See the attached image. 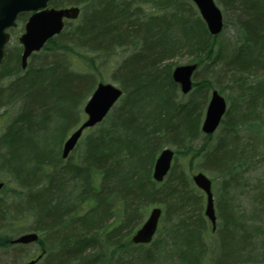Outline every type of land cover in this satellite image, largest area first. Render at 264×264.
<instances>
[{
  "label": "trees",
  "instance_id": "obj_1",
  "mask_svg": "<svg viewBox=\"0 0 264 264\" xmlns=\"http://www.w3.org/2000/svg\"><path fill=\"white\" fill-rule=\"evenodd\" d=\"M51 2L80 6L81 21L72 28L67 24L50 39L38 54L53 53L36 65L23 70L20 53L11 54L0 71L3 80H10L0 86V109L16 101L21 104L1 137L0 169L10 172L25 191L26 209L34 212L38 225L34 230L56 233L52 243L47 235L49 245L39 241L47 262L54 253L59 256L47 264H111L107 248H125L126 240L131 244L127 237L141 224L142 212L156 203L165 206L171 239L158 237L146 250L137 245L140 264L165 259L168 247L176 264H203L211 251L204 240L202 196L191 188V172L188 178L184 171L175 172L179 156L191 160V171L194 160L204 159L202 168L221 180L216 200L219 245L212 264L253 262L254 252H264V167L242 211L237 191L240 179L264 161V112L252 108L259 102L264 107V0H217L232 13L229 22L236 30L234 41H222L219 47L220 35L210 36L189 0ZM144 3L151 6L146 10ZM116 49L131 51L114 71L123 96L101 129L85 137L78 163L65 164L62 144L83 119V106L98 82L94 68L74 71L60 54L81 59L94 55L90 61L97 64L96 57H109ZM182 49L199 67L217 68L212 72L217 82L231 74L239 86L246 84L247 95L241 94L238 108H228L215 146L213 135H204L207 141L195 146L212 83L198 81L184 99L172 79L168 62ZM250 72H258L251 84L245 78ZM244 128L248 137L241 134ZM168 145L175 147V163L167 180L157 183L153 167ZM69 179L78 184L73 189L80 191L78 198ZM116 215L121 219L108 224ZM253 239L258 243L253 245ZM9 246L10 239L0 237V248Z\"/></svg>",
  "mask_w": 264,
  "mask_h": 264
},
{
  "label": "rangeland",
  "instance_id": "obj_2",
  "mask_svg": "<svg viewBox=\"0 0 264 264\" xmlns=\"http://www.w3.org/2000/svg\"><path fill=\"white\" fill-rule=\"evenodd\" d=\"M215 1H216V4L218 5V7L221 9L222 14H223V19H224V29H223L222 33H220V36L217 37V43H218L217 46L219 47L221 45L220 43L222 41H227V40L234 41L235 36H236V30L233 27V25L229 22L232 18V13L230 11H225L223 6L220 5L217 2V0H215ZM51 5L54 7L70 6L69 2H65L61 6H55L52 3H51ZM143 5H144V8L146 10L151 6V5L146 4V3H144ZM195 9L198 12L196 6H195ZM82 14H83V9H82V12L80 14V17L75 22L69 21V22H67V24H71L70 27L72 28L73 27L72 25H74V23L81 21L82 16H83ZM194 15H195V11H194ZM25 17H27V16H25ZM25 20H22V17H21L18 20L17 26L14 29L10 30V33L12 35V39H11V42L9 43V45L7 47V56H9L11 54H19V53L21 54L22 53V46L19 43L18 37L24 31ZM67 29H69V28L67 27ZM211 37L215 38L216 36H211ZM130 52L131 51L129 49H127V50L126 49L125 50L116 49L115 52L112 55H110L109 57H106V56L96 57L97 64H93V62L91 63V61H90V59H91L90 57H93L94 55H89L90 57L87 56V57H84L82 59L80 57H78L77 55H72V56H67L64 54H60V55H61L62 59L65 61L66 66H69L72 70L83 71L84 68L85 69H91V67H92V68H94V73H96L97 82L101 81L103 83H110V84H113V85L121 88L120 83L114 77V71L117 69V64L119 62L123 61V59H125ZM52 53L53 52H51V51L44 52L43 54L37 53L38 55L35 58L29 59V64L30 65H36L37 63H39L41 61L42 58H44L45 56H48ZM195 61L196 60H195L194 56L190 55L186 49H182L174 59H172L171 61L168 62V64H172V67L174 68L178 65L196 63ZM206 66H207V64L200 66L198 68L197 73H196V75H198V76L197 77L194 76V78H193L194 85L198 81H201L204 78L208 79L212 83L211 89L206 94L207 100L205 103V110H204V115H203L202 121L205 117L206 108H207L212 90H214V89L218 90L226 98V101L228 103V108H230V106L231 107L235 106L238 108L239 107L238 105L240 103L239 100H241V94H244L245 96L247 95V90H246L247 88L245 87L246 84L244 86H239V83H235L233 78L230 77L231 74H228L224 78H220V81L217 82L215 80L217 77H215L212 74V72H216V71H218V69L214 68L213 71H209L208 69L205 68ZM0 71H1V69H0ZM257 76H258V72L247 73V75L245 77L247 80V83L251 84L252 81ZM3 79L4 78L1 77V73H0V86L6 87L9 84L10 80L9 79L3 80ZM178 91H179V89H178ZM263 91H264V87H263ZM191 92H193V90ZM190 93L188 95H186L184 97V99H186L190 95ZM179 94H180V91H179ZM178 99H180V97H178ZM117 105H119V103ZM20 107H21V104L19 103V101H16V102L11 103L7 107H3L0 109V145H1L2 135L4 134L5 131H7V126H9L11 121L15 119L17 114H19ZM252 108L255 112H258V111L264 112V107H262V102H259L258 104L254 105ZM83 120H84V117H83V119H81L80 123ZM106 120H107V118H106ZM104 123L105 122L103 121L100 125L94 127L92 130H89V131L84 133V135L82 136V138L80 139V141L78 143L76 150L70 155V157L67 160H63V161H65L64 162L65 164L67 162L78 163L80 156L82 154L83 146L85 144L84 143L85 137L91 133L98 132L101 129V127L104 125ZM222 127H223V124L218 128V130L213 135L214 138L211 142V145L215 146L218 137L221 135ZM73 130L74 129H72L70 131V133ZM241 134L246 136V137H248V135H249V133L246 131L245 128L243 130H241ZM263 136H264V132H263ZM206 141H207V139L202 134L200 136V138L197 140V144L195 146L198 148L203 143H205ZM165 147L171 148L172 150L175 151V147H173V146L168 145ZM203 160L204 159H202V158H197L196 160H194L192 163V171H191V169H190V167H191L190 161L191 160H189L188 158L185 159L183 156H179L178 160L176 161L175 172L184 171L186 177H187L188 173L191 172V175H189V178L187 177L188 181L191 184V188L195 189V191H198V194L200 196H202V201H203V203H202V214L207 221V230H206L204 240L206 241L207 246H208L209 250L211 251V252H209L210 255L207 257V259L204 261L203 264H212V258L214 257V255L217 251L219 241L217 242V234L212 232L211 223L206 218V216L204 214L205 207H206V200H207L206 195L198 187H196V185L194 184V182L192 180V175L195 173L202 172V173L206 174L212 180V187H213V194H214V198H215V203H216L217 197L219 195V192L221 191V180L217 179V176L215 173L207 172V170L202 168L203 162H204ZM256 161H261V158L257 157ZM174 163H175V160H174ZM263 165H264V161L259 162L258 164H256V168H253L252 169L253 171L250 172L249 175L245 176L246 179L245 178H243L242 180L240 179L239 189L237 191V195H239V201L238 202L240 204L241 211H242V209L248 208V202L250 200L249 197L252 195V190H251L252 185L257 180L258 176L260 175V172H261L262 168L264 167ZM167 178L165 180H167ZM0 181H4L6 183V189L0 194V237L12 239V238H16L20 234L29 233V232H36L34 229H36V226H38V225H37V223L35 224L36 218H35L34 212L30 209H26V207H27L26 201L27 200L25 199L26 197H24V195H26L25 191L18 187L16 180L11 175V173L8 172L6 169H3V168L0 169ZM68 181L70 182L71 179H69ZM77 186H78L77 182H75V181L70 182V188L72 190L76 189ZM79 192H77V191L75 192V195L77 198L80 196V194L78 195ZM155 207L161 208L163 211V215H162V218L160 220L159 229H158L156 236L154 237V240H156L158 237L161 238L163 236L164 238L168 239L167 242H170L171 236H170V233L168 232V229L170 227V223L168 222V220H165V218H166L165 209H164L165 206H163L162 204H158V203L153 204L152 206H149L147 209H145L142 212L143 213V220H142L141 224L139 225V227H137L135 230H133V232L131 233V235L129 237H127L130 239L131 244H128L127 240H126V241H124L125 242V248L120 247L119 249L118 248L115 249L114 248L115 246H113V245H110V247L107 248L108 251H107L106 256H107V260H109L111 264H119V263L140 264L141 262H143V258L140 255H138L140 252L139 248H136L137 245L133 244V242H132V236H133V234H135V232L138 230V228H140L144 224V222L148 219L150 211ZM89 208L90 207L87 206L85 208L80 209V211L78 212L79 216L84 215L87 212V209H89ZM247 210H249V209H247ZM114 218L119 221L121 219V216H119V217L117 215L113 216L112 219L108 222V224H110V222H113ZM123 232H124V235L127 234V231H123ZM37 233L41 236L42 240L44 242L46 241L47 245H49V241L47 240V238H48L47 235H49V234L47 232L44 233L43 231H37ZM55 237H56V233L54 232L50 236V240H51L50 242L51 243H52V240L55 239ZM258 240H259V242H261L260 239H258ZM257 243H258V241L253 239V245H255ZM150 244L143 245V249L146 250V248ZM43 249L44 248H42L41 245H39V243L31 244L28 246L14 245V246L6 247V248L5 247L0 248V264H25L28 261H30L31 259L38 256ZM50 249L51 248H49V250ZM255 249H257V247ZM254 253L255 254L253 256L254 257L253 262L248 263V264H264V252L261 250V248L259 251H256ZM166 254H168V257H166L165 259H163L162 257H159V259L156 260L155 264H174V263L176 264L177 258H176V256H173V253L169 247L166 250ZM58 258H59V256L56 255V253H54L50 257L48 262L49 263L50 262L55 263V261L58 260ZM48 262H47V255H45L44 258L42 260H40L37 264H47Z\"/></svg>",
  "mask_w": 264,
  "mask_h": 264
},
{
  "label": "water",
  "instance_id": "obj_3",
  "mask_svg": "<svg viewBox=\"0 0 264 264\" xmlns=\"http://www.w3.org/2000/svg\"><path fill=\"white\" fill-rule=\"evenodd\" d=\"M192 1L197 5L210 34L213 36L220 34L223 30V16L215 1ZM49 2L50 0H0V66L5 57V46L10 40V34L6 30L16 26V19L20 13L34 12L25 26V32L19 39L23 46L21 62L24 69L27 67L28 58L32 53L39 51L49 39L63 31L65 19L75 20L80 15L78 7L48 8ZM196 69L197 64H188L176 67L172 73L174 82L180 85L184 94L192 89V76ZM121 95L122 90L112 84L101 83L98 85L84 108L88 119L65 142L63 158H67L75 148L85 129L94 127L103 121ZM226 109L227 104L224 97L214 91L202 124V131L205 134L210 135L217 130ZM173 157L174 152L171 149L165 148L161 152L154 166L153 177L156 181L162 182L167 176L172 166ZM193 181L207 195L205 215L215 227L216 215L211 180L205 174L198 173L193 175ZM3 186L4 183L0 182V191ZM161 215L160 208H154L151 211L143 226L133 236L132 240L135 244H147L152 241L157 232ZM37 240V234H28L19 237L13 243L28 244ZM27 264H35V261Z\"/></svg>",
  "mask_w": 264,
  "mask_h": 264
}]
</instances>
